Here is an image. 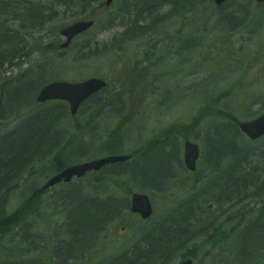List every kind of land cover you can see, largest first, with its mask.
Wrapping results in <instances>:
<instances>
[{
  "label": "rangeland",
  "instance_id": "374dc122",
  "mask_svg": "<svg viewBox=\"0 0 264 264\" xmlns=\"http://www.w3.org/2000/svg\"><path fill=\"white\" fill-rule=\"evenodd\" d=\"M33 2L45 6L40 12L41 16L42 14L47 16L35 27H32L30 18L24 14L9 11L8 16L2 18V28L11 30L13 28L15 33L23 37L26 44H21L24 48L18 47L17 51H13L12 56L16 54L15 58L2 66L5 71L2 74L1 83L5 86V92L0 97V103L5 105L6 113L2 115L5 119L0 121V127L13 128L19 121L18 116L22 117L29 110L35 109L39 112L48 108L53 110L57 105L56 101L45 104L36 101L40 88L50 81H79L90 76L107 77L110 85L101 95L103 101L97 104L96 110L92 109L94 107L92 104H88L76 122H69L72 128L63 143L68 149L75 148V153H80L75 157H81L78 161L74 158L72 164L107 154L139 153L145 146L159 143L171 134L177 142L169 141L171 150H167V155H161L159 159H156L154 154L160 149L153 147L148 149L153 152L149 154L152 162L165 168L166 163L173 160L178 151L183 162V148L186 140L199 143L202 154L197 170L193 173L189 172L184 164L177 167L178 175L171 191L166 193L153 189L143 191L138 183H129L126 180H120L116 186L121 188L118 190L121 197L130 198L134 191L145 192L151 196L154 216L147 222L149 224L155 222L158 224L159 220L164 218L178 201L183 198L189 201L190 194H193L194 200L189 202L190 204L186 203L188 207H191V214L188 215L186 223L193 230L202 226L205 228L198 244L202 247L201 250L212 252L205 255L210 258V261L202 264H224L225 258L232 256L234 252L233 241L214 248L208 243L209 237L217 227L220 229L216 232L220 235L226 225V232L231 234L233 228L238 230L247 222L248 216L259 214L264 198L255 194V191L264 184V137L251 142L245 138L246 136L239 128L236 130L241 136L236 138V142H243L255 148L252 154H256V156H249L248 159L249 162L252 160L249 168L252 174L248 173L249 177L246 170L237 169L235 173L237 181H234V184L239 185L238 188L234 187L232 191L226 192L227 194L223 193L221 186L208 193L199 194L197 190L206 180L205 174H208L206 158L210 159V156H206L208 154L206 144L210 143L214 148L219 140L228 141V137L222 131L225 123L233 122L237 126L238 121L249 120L264 113V25L262 23L264 14H260L264 12V3L258 6L254 2H248L246 5L239 6L238 9L229 5L222 11L225 10L224 13L236 20L235 24L227 21L228 23L212 25L219 15L216 11L218 7L213 0H195L193 4L189 2L181 12L173 13L168 21L161 22L150 32L139 33L141 36L136 37L137 40L125 46V50L118 54L114 53L113 48L107 49L104 46L123 30L122 23L128 22L135 15L119 17L113 24L111 18L118 7L126 6L132 0H119L108 9H101L95 14L96 27L76 39L67 49L60 48L62 42L60 30L80 15L77 14V9L56 5L52 7L54 12L49 14L47 11L52 1L34 0ZM157 8L156 13L151 14L154 17L160 13L167 14L171 6L169 3L166 5L160 3ZM15 15L19 20L13 17ZM259 15H261L260 18ZM167 17L169 18V14ZM224 17L221 16V19ZM193 26L205 27L206 29L202 32L200 30L197 32L203 34L206 32L209 38L207 35L205 39L203 34L193 33L190 36L192 40L203 42L202 46L198 47L200 49L188 54L181 52L182 55H177L179 58L173 61L172 46L178 40L181 46L180 41L185 36L186 28L193 30ZM176 27H178L177 30ZM151 38L153 39L150 40ZM187 38L190 40L189 36ZM147 43L150 50L156 46L157 54L151 56L150 61L145 62V59H139L138 55ZM176 52L180 53L178 44H176ZM85 57H88V60L82 59ZM180 61H182V67L177 73L168 77L161 75V72L168 70L170 64L178 65ZM150 64H152L148 71L150 74L147 75L143 71ZM206 71L209 73L206 74ZM178 77H181V80ZM209 81L213 83L206 84ZM199 83L200 87L197 86ZM155 84L162 88L157 89ZM28 98L31 102L19 107L18 102L24 103ZM118 102H121L122 107L119 104L117 111L110 112L109 108ZM10 105H14L19 110L20 113L17 116L7 111ZM92 110L97 112L98 116L91 125L96 131V138L92 141L89 136H83L84 142L87 143H82L80 133L74 126L76 124L84 126ZM35 115V112H30L24 120L31 123ZM213 127L215 129L210 130ZM90 134L92 136V133ZM63 136L62 131L57 134H40L38 139L47 140L39 152L47 153ZM98 136L101 138H97ZM114 141L116 143H109ZM224 151L226 150L219 149V152ZM116 168L120 169V166ZM55 173L56 171L51 169L45 171L43 168L32 177H28V174L23 175L20 181L22 185L18 187L19 189L17 188L11 202L17 207L27 198L33 201L41 186ZM90 178L91 176H86L83 179H74L71 183L59 184L43 191L40 196L41 206L37 211L40 215L39 221L43 222L42 229L45 227L47 232L53 224H60L63 221V209L61 211L58 205H62L65 201L60 199V195L75 200L78 190L74 184L89 185ZM197 178H202V181L192 184ZM245 180L248 182L245 187L238 184ZM122 184L127 190L122 188ZM218 194L219 197L216 198ZM33 195L34 198L31 199ZM209 199L212 205L209 204ZM224 210L221 218H215ZM138 217L124 209L120 218L106 231L107 236L100 242L99 247L83 257L88 256L87 259L77 258L73 263L106 264L125 249H128L125 250L127 258L132 257L135 246L142 243L137 236L139 235L137 229L142 224ZM219 218L220 220L212 225ZM260 238H262L261 241H259ZM50 240L55 242V238L51 239L47 236V242L51 243ZM246 240L250 242L249 248L253 241L254 244L260 245L261 251L264 250V217L250 224V229L246 231ZM48 253L51 254V249ZM66 254H69V251H66ZM180 261L181 257H177L174 261L169 259L167 262L153 259L150 264H179ZM194 263L198 264L196 261Z\"/></svg>",
  "mask_w": 264,
  "mask_h": 264
},
{
  "label": "trees",
  "instance_id": "16d2710c",
  "mask_svg": "<svg viewBox=\"0 0 264 264\" xmlns=\"http://www.w3.org/2000/svg\"><path fill=\"white\" fill-rule=\"evenodd\" d=\"M101 1L102 0H75L77 14H80L79 16H81L84 13L94 10L99 7ZM116 1L118 2L119 0H115L114 3ZM134 1L136 2L131 4L135 6L132 11L128 9L127 4L126 6L120 8L118 7L117 12L111 18V23L113 24L119 17L124 18L129 14H135V17L130 19V21L136 19V17L139 18L142 16L145 20H147L145 16L149 13V11L146 10L147 0H132V2ZM151 2L153 4L159 2V5L160 3H162V5L169 3L170 5V0H151ZM191 2L193 4L195 0H192ZM246 4H248V1L230 0L222 7L218 8L233 5L238 9L239 6ZM257 5L259 6V4ZM41 10H43V8L39 4L32 2V0L21 3V11L30 18L32 27H35L38 23H42L44 18L47 17L45 14H42L41 16ZM49 10L47 13H49ZM260 14L262 15L264 12H261ZM172 15L173 13L170 12L169 18L166 16L162 22L168 21ZM261 15L258 17L260 18ZM5 16H8V12L4 11V3H0L1 30H3L2 18ZM79 16H76V18ZM221 20H224L221 24L228 23L227 21L231 24H235L234 21H236L231 18L230 15L229 18L224 17ZM138 21L141 20L136 19V25H133V28H138L139 30L140 27L137 24ZM217 22H219V19ZM262 23L264 25L263 21ZM140 31V33H142V28H140ZM146 32H150V30H146ZM139 36H141V34H135L130 29H127L115 36V38L110 42L111 46L106 44L104 48H113L114 53L119 54L125 50V46L137 40L136 37L138 38ZM152 39L153 38L150 40ZM7 41L8 40L4 39L0 41V85H2L1 78L5 71L2 66L6 62L10 63L16 55L12 56V53L13 51L15 52V50L7 47ZM174 55L175 56L172 58L173 61L179 58L177 55L182 54L178 52L176 55L174 52ZM82 59L88 60V57ZM181 62L182 61H180L178 65L173 64L176 71L181 69ZM150 66H152V64H150L148 68L143 71L147 75L150 74L148 72ZM169 72L170 70H164L161 72V75L169 76ZM151 74H153V72H151ZM155 87L157 89L161 88L159 86ZM166 89L165 92L167 93ZM106 90L107 89L85 101L82 104L79 113L74 117L70 115L69 106L65 102L61 101L56 103L57 105L53 110L49 108L42 109L44 110L43 112H39L35 109L32 111L29 110V112L25 113L23 115L24 117H22L25 119L30 112H35L36 114L33 121L30 123L32 126L37 127L35 134L31 138H21L17 135L18 132H16V127L9 129H3V127H0V150L2 151L4 149L6 153L14 156V159L10 162H6L5 160L0 161V181L2 180V182L10 183V186L6 190L0 189V264H74L73 262H75V259L77 258L87 259L88 256L85 258L83 257L86 254L89 255V253H92L99 247L100 242L107 236L106 231L120 218L122 214L121 210L129 208V197L119 196L121 193L118 190H121V188H117L116 184L120 183V180H126V182L129 183L136 182L141 185L140 189L143 191H152L153 189L154 191L156 190L163 193L171 191L175 185L178 175L176 168L181 167L183 164L179 151L176 153L173 160H171L168 164L166 163L165 168H162L157 166L156 162H152L150 159L151 155L149 154H153V152L148 150L151 147L157 150L160 149V151L154 154L156 159H159L161 155H167V150H171V144L169 141L172 142V140H176L174 139V136L169 134L163 141L159 143L157 142L156 144L153 143V145H147L139 153H129L131 158L126 162L110 165L98 173L88 174V177L91 176L89 179V185L83 186L78 183L75 184V187L78 190V195L75 200L60 196V199L65 201H63L64 203L62 205H58L61 211L63 209V221L60 224H53L48 228L47 232L45 231V227L42 229L43 222L39 221L40 215L37 212L41 206L40 196L42 195L43 190L40 189L37 192L38 195L35 198L36 203H34L35 199L30 201L28 200L29 198H27L21 205L15 207L11 202L12 196L10 191L14 188L13 185L17 186L19 184L23 175L28 174V177H32L43 168H45V171L47 169H51L52 171L59 172L66 166L72 164L74 162V158L75 161H78V159L81 158L80 156L75 157L76 154H80L79 152L75 153V148L68 149V147L63 143L72 128V125L69 122H76L83 114V111H85L88 104H92L94 106L92 109L95 111L97 104L100 101H103L101 95ZM30 102L31 100L27 99L24 103ZM24 103L20 101L19 107H22ZM113 107H115V105H113ZM93 110L84 126H82V124H76L74 126L80 133L82 143H87L83 140L85 136H89L92 141L94 140L93 138H96V131L93 130L91 125L95 122L98 116L96 115L97 112L95 113ZM40 117L44 120L42 124L38 125L35 118L37 119ZM1 120L2 119H0V121ZM214 129L215 128L213 127L210 130ZM236 130H238V126H236L233 122L225 123V127L222 131H224L225 136L228 137V141L225 140L223 142L227 144L225 145L220 140L216 142L217 145H214V148L210 145V143L206 144L208 147V154L206 156H210V159H208V157L206 158L208 163V174H205L206 180L197 190L199 194L208 193L211 190H217L220 186L223 187L222 191L224 194L232 191L234 187L238 188L239 185L234 184V181H237V177H235L237 169L246 170L248 177V173L252 174L249 171L252 164L248 161V159L251 155L256 156V154H252L255 148L249 147L243 142L237 143L236 138L241 136ZM61 131L64 132V136L58 144L51 147V150L47 153H40L39 150H41V148L43 149L45 140H47L38 139L40 134H57ZM90 133H92L93 137ZM97 138L101 137L98 136ZM109 143L114 144L116 142L114 141ZM219 149H224L226 151L219 152ZM65 154L67 156H65ZM46 162L47 164L45 165ZM118 166H120V169L116 168ZM201 181L202 178H197L192 182V184L200 183ZM239 183L242 187H245L248 182L245 180L238 182V184ZM254 183L255 181L253 179L252 184L254 185ZM121 186L122 188L124 187L123 184ZM124 189L127 190L125 187ZM263 190L264 184L255 191V194L264 198ZM190 195L191 197L189 201L185 198L178 201L173 208L168 211L167 215L164 218H161L158 223L159 227L168 223L176 228L177 233L182 234L181 238L175 239V248L167 249L165 247H149V244L151 245V243L154 242L153 228H157V222L152 224L147 223L149 220L153 219V214L150 219L141 221L142 224L137 229V234L139 233V235H137L138 240L140 239L139 242L141 241L142 243L135 246V252L132 257L130 256L127 258V251L125 250L128 249H125L107 263L137 264L138 262H141V264H150L153 259H161L162 261L167 262L169 259L174 261L177 257H181V260L191 257L198 264L210 261V258L205 257V255H209L210 253L212 254V252L201 250L202 247L198 244L199 238L205 232V228L202 226L193 230L190 225L186 223L188 215L191 214V207H188V204L186 203L194 200V195ZM221 195L222 194H220V196ZM218 197L219 194L216 198ZM33 198L34 195L31 199ZM208 202L212 205L211 199H209ZM224 212L225 210L222 211V213L220 212L221 214L215 218H221ZM30 215L34 216V218H32L33 220L29 218ZM263 217L264 199L263 205L259 210V214L257 216H248L247 222L238 230L233 228L231 234H229V232H226L227 225L220 235L216 232L217 229H220L219 227L214 230L208 241V243L212 244L214 248L219 245L230 243L231 240L235 246L232 256H227L223 261L225 262L224 264H264V250L261 251L260 245L254 244L255 242L253 241L251 243V248H249L248 245L250 242L248 243L246 240V231L250 229V224ZM220 218L214 221L212 225L217 223ZM73 224H75V227ZM73 230L74 232H72ZM165 231V229H160V234L164 236H167L168 233L173 234L171 231ZM47 236L51 239L55 238V242L51 240V243L47 242ZM261 240L262 238L259 239V241ZM73 246H75L74 250H72ZM49 249H51V254L48 253ZM62 250L63 252L70 251L71 253L65 254Z\"/></svg>",
  "mask_w": 264,
  "mask_h": 264
},
{
  "label": "water",
  "instance_id": "95a60500",
  "mask_svg": "<svg viewBox=\"0 0 264 264\" xmlns=\"http://www.w3.org/2000/svg\"><path fill=\"white\" fill-rule=\"evenodd\" d=\"M113 0H107L105 4L109 6ZM228 0H215L217 5H221ZM264 1V0H257ZM94 24V20H78L64 28L61 33L67 37L62 47H67L77 35L88 30ZM107 86L106 80L98 77H91L79 82L53 81L42 87L37 95V101L46 102L53 99L66 100L70 104V111L75 115L81 103L93 94L99 92ZM242 132L251 139H256L264 135V113L255 119L240 121L238 123ZM200 157V146L198 143L187 140L184 144L183 160L186 168L195 171ZM129 159L128 155L115 154L103 156L93 160L70 165L61 172L52 176L43 186V189L50 188L60 182H69L74 177H83L88 172L98 171L102 167ZM130 210L139 213L143 219L152 216L154 207L149 195L141 192H134L131 196ZM180 264H193L191 258L185 259Z\"/></svg>",
  "mask_w": 264,
  "mask_h": 264
},
{
  "label": "bare ground",
  "instance_id": "6f19581e",
  "mask_svg": "<svg viewBox=\"0 0 264 264\" xmlns=\"http://www.w3.org/2000/svg\"><path fill=\"white\" fill-rule=\"evenodd\" d=\"M28 1L29 0H22V1H20V0H0V3H4V11H7L8 13H9V11L10 12L12 11V13H18V14H24L25 15V13H23L21 11V3L22 2H28ZM33 1L34 0H32V2ZM50 1H52V2L49 3V5H50L49 6V9H50L49 12H54L52 7L56 6V5H58V6L59 5H64V6L68 7V8H70V9L71 8L73 10L75 9V0H50ZM105 1H107V0H105ZM191 1L192 0H170L171 9L169 10V12L167 14H169L170 12L171 13H179V12H181L186 7V5L189 2H191ZM135 2L136 1L127 3L128 9L130 11H132V9H134L135 6H133L131 4L135 3ZM213 2L215 3V0H213ZM15 4H16V6H15ZM39 5L43 9L45 8V6H43L41 4H39ZM112 5H113V3H111L109 6H112ZM223 5L224 4H221V5H219V7H222ZM158 6H159V2L153 4L151 2V0H147V2H146V10L149 11V13L145 15L147 20H145L143 16L139 17V18L136 17V19H140L141 20V21H138L137 24H138V26L140 28H142V30H143L142 32H144L146 30L155 29L156 28L155 26H157L158 24H161L163 19L166 18L167 14H165V13H160V15H157L156 17L151 15V13H156V11L158 9L157 8ZM226 7H224V8H226ZM10 8H12V10ZM224 8H217L216 11L219 13V15L217 14L218 15L217 20L219 19V22H217V20H214L212 25H218L219 23H222L224 20H221V16H225L226 18H229V14L224 13L225 10L222 11ZM134 15L135 14H129V16H134ZM13 17H15L16 20H19V18H17L16 15L13 16ZM136 19H134L132 21L129 20L128 22L122 23L123 30L121 32H124L127 29H130L135 34L140 33L141 32L140 28H139V30H138V28H136V29L133 28V25H136V22H135ZM73 23H75V20L72 21L71 23L65 25L64 28H66L67 26H69V25H71ZM182 28L183 27H181V29ZM177 29H178V27H176V30ZM181 29H180V32H181V35H182ZM186 29H187V31L185 30V36H183L182 40L180 41L181 42V46L179 44V40L176 41V43L172 46V48H171L172 57L171 58H173L175 56L174 52L176 51V44H178V46L180 47V53L182 52V54L183 53H190L193 50L200 49L198 47L202 46L203 42H200V43L196 42L195 40H192L190 36L193 33L197 32L198 30H200V32H202V30L203 29L205 30L206 28L202 27V26H193V30H192V28H186ZM6 30L10 31L11 33L6 31ZM217 30H219V29H217ZM200 32H197V33L203 34V33H200ZM12 33H15L13 28H12V30L11 29H3V30L0 29V38H1L0 41H2V39L8 40L7 41V47L12 48V49H14L16 51L18 50V47L19 48L20 47L24 48V46H21V44H26V42L24 41L23 37L18 35L17 33H15V34H12ZM206 35L209 38V35L206 34V32H205V34H203L204 38H205ZM188 36H189L190 40L187 38ZM107 45L111 46L110 43H107ZM195 45H197V47H193ZM155 47L156 46H154L153 49L150 50V47L148 46V43H147L140 50V54L138 55V58L139 59L140 58L145 59L144 60L145 62L146 61H150L151 58H152L151 56H154V55L157 54ZM196 52H198V51H196ZM175 54L177 55L178 52H176ZM204 64H206V63L204 62ZM168 70H170L169 76H172L174 73H177V71L174 69L173 65L168 66ZM207 73H209V72L206 71V74ZM178 78H179V80H181V77H178ZM204 79H205V77H204ZM203 80H202V82H203ZM212 83H213V81L206 82V84H212ZM197 86L200 87V83ZM17 91H18V89L16 90V92ZM4 92H5V86L0 85V97H1V95ZM30 97H31V94L29 95V98ZM263 101H264V99H263ZM16 102H17V100L15 99L14 103L16 104ZM3 106H4V104L0 103V119H2V120L5 119V118L2 117V115L4 113H6V111H5ZM7 111H11L13 113V115H15V116H17L20 113L19 110L17 109V107H15L14 105H10V107L7 109ZM109 111L110 112H115L116 108L115 107H110ZM18 119H19L18 123L14 126V127L17 128V131H16V132H18L17 135H19L21 138H25V139L26 138H31L35 134V132H36L35 130H36L37 127L32 126L30 124V122L28 123V122L24 121V118L21 117V115L18 116ZM43 120L44 119L41 118V117L37 118V119L35 118V121L38 123V125L42 124ZM24 153H25V151H24ZM13 159H14V156H12L11 154L6 153V151H4V149L2 151L0 150V161L5 160L6 162H10ZM250 162H252V160ZM108 166H110V165H107L106 167H108ZM72 181H74V179H72L69 182H61V184H68V183H71ZM44 184L41 186L42 188H43ZM21 185L22 184H20V182H19V184L17 186L13 185L14 188H12L11 191H10L12 197L15 195V192H16L17 188L20 187ZM74 185H70V186H74ZM9 186H10L9 182H2V180L0 181V189L6 190ZM51 188L52 187L44 189V191H46L48 189H51ZM122 211H123V209L121 210V212ZM126 211L130 212V209L127 208ZM29 218L32 219V218H34V216L30 215ZM138 218H139L140 221H145L144 219H141L140 217H138ZM73 226L75 227V224H73ZM160 229H165L166 231L168 230V232L171 231L173 234L168 233L167 236H164V235L160 234ZM72 232H74V230ZM153 233H154V242L153 243L149 242V243H151V245L149 244L150 248H162V247H165L167 249H173V248H175V239H179V238L182 237V234L181 233H177L176 232V228L171 226V225H169L168 223H165V224H163L160 227L157 224V228H155V229L153 228ZM164 243H166V244H164ZM73 247H75V246H73ZM73 247H72V250L75 249V248L73 249ZM142 247H143V245H142ZM69 253H71V252L69 251ZM65 254H66V252H65ZM115 257H116V255H115ZM124 264H126V263H124Z\"/></svg>",
  "mask_w": 264,
  "mask_h": 264
},
{
  "label": "flooded vegetation",
  "instance_id": "af4514ba",
  "mask_svg": "<svg viewBox=\"0 0 264 264\" xmlns=\"http://www.w3.org/2000/svg\"><path fill=\"white\" fill-rule=\"evenodd\" d=\"M62 39H63V38H62ZM62 39H61L60 41H62V42H63V40H62Z\"/></svg>",
  "mask_w": 264,
  "mask_h": 264
}]
</instances>
